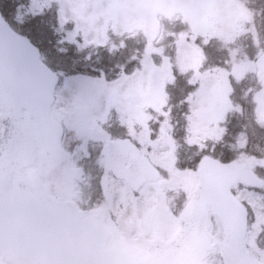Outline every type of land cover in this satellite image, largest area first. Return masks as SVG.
<instances>
[{
  "label": "rangeland",
  "instance_id": "rangeland-1",
  "mask_svg": "<svg viewBox=\"0 0 264 264\" xmlns=\"http://www.w3.org/2000/svg\"><path fill=\"white\" fill-rule=\"evenodd\" d=\"M248 1L29 0L11 8L10 20L0 11L38 49L25 34L30 33L26 19L42 20L38 27L55 35L61 47L60 56L47 51L67 71H53L62 77L48 105L65 137L57 157L40 167L37 190L77 208H103L118 237L165 241L194 191L201 158L226 144L236 153L234 160L245 162L250 180L237 178L230 187L246 208L243 248L264 264V148L258 157L243 154L247 133L226 125L232 81L250 74L258 90L250 96L248 121L254 129L264 127V68L256 63L264 56L263 18L251 21L259 10ZM69 46L75 51L68 52ZM205 49L216 59H209ZM176 75L186 79V92L173 85ZM170 84L174 101L169 100ZM114 136L132 140L160 170L141 191L104 169L99 144ZM83 172L89 176L88 185H81L85 196L78 182ZM207 221L208 233L214 234L210 211ZM203 264H223L216 246L207 250Z\"/></svg>",
  "mask_w": 264,
  "mask_h": 264
},
{
  "label": "water",
  "instance_id": "water-1",
  "mask_svg": "<svg viewBox=\"0 0 264 264\" xmlns=\"http://www.w3.org/2000/svg\"><path fill=\"white\" fill-rule=\"evenodd\" d=\"M263 59L257 61L261 69ZM55 82L37 49L0 18V264H203L213 245L224 264H261L243 249L245 210L229 190L237 178L250 181L243 161L225 167L202 159L166 242L116 238L102 209L80 212L38 191L40 167L59 153L60 130L48 114ZM101 154L106 169L135 189L156 176L128 138L107 140ZM26 166L31 176L24 170L12 180L7 173ZM209 211L218 226L212 237Z\"/></svg>",
  "mask_w": 264,
  "mask_h": 264
},
{
  "label": "trees",
  "instance_id": "trees-1",
  "mask_svg": "<svg viewBox=\"0 0 264 264\" xmlns=\"http://www.w3.org/2000/svg\"><path fill=\"white\" fill-rule=\"evenodd\" d=\"M14 1V5L12 6L10 4V2L8 0H0V11L2 12V15L6 18H8V12H10L14 6H16L17 4H21V5H28V1L29 0H13ZM251 1V2H249ZM248 4L249 7H251L254 10H259V13H256V11H254L255 13L252 15V20H254L255 17H257V19L259 20L260 18H263V24L260 27L261 30V34L262 37L260 39V42L262 45H264V0H249ZM257 5V8H254V6ZM39 17V15H37ZM40 18V17H39ZM9 19V18H8ZM10 20V19H9ZM26 21H29L27 23V29L30 30V33L27 34V37L32 38L33 40H36V42L39 45V51L41 53L42 59L43 61L53 70H57L61 73H63L64 75L67 73L63 72V68H61L57 63H56V59L57 57L52 56V54L54 55H59L61 54V47L59 46V42L58 39H56L55 35L50 34L49 30L46 29H41L38 26L40 24H38V21H42V20H38L35 19L34 17L32 18H27ZM253 22V21H252ZM41 23V22H40ZM255 23V22H254ZM42 24V23H41ZM233 38H236L235 36ZM35 43V42H34ZM56 44H58L56 46ZM240 44V42H239ZM238 44V45H239ZM52 46H55V50L52 49ZM49 47H51V50L49 49ZM52 54H49L48 51ZM68 52L71 51H75L73 46H69L68 48H66ZM104 54L106 55L107 53L105 51ZM211 52V51H210ZM208 49H205L204 53L207 55V57L209 59H211V57H213V55L216 54H210ZM213 52V51H212ZM220 55V54H218ZM48 56L51 57V59H48ZM206 57V59H207ZM217 55L215 56L216 59ZM59 57H58V61H59ZM62 59V57H61ZM63 62H65V59H62ZM62 62V63H63ZM59 63H61L59 61ZM62 66V65H61ZM65 68V67H64ZM60 75V74H59ZM63 75V76H64ZM62 77V75L58 76L59 80ZM256 76H250V74H246L243 78L239 79V80H233V84L231 85V89L229 92V100L232 103L233 107L229 110L230 112L228 113V119H227V127H229V130L231 129H240L241 131H245L247 133L246 135V142L243 146V154L251 156V157H258L260 156L261 152L263 151L264 148V127H258L259 129H254L252 123V120L250 119L248 121V117L247 115L249 114V108H251V103H250V96L257 91L258 89H256V85L254 84V82L256 81ZM175 84H177V91L179 89H183L185 92L187 91V82L186 79L178 75H176V79L173 82V85L176 86ZM172 84H170L168 86L169 89V100L170 101H174V97H175V89L171 86ZM260 88V85H259ZM247 98V99H246ZM245 101V102H244ZM176 109L173 108L172 113L175 111ZM176 112V111H175ZM262 128V130H260ZM235 135L234 133H231L230 135L226 136V142L229 136ZM210 155L213 158L218 159L220 162L222 163H227V162H231L232 160L236 159L237 155L234 152L233 148H230V146H226V144L223 146V148L215 147L213 150L209 151ZM89 208V207H87Z\"/></svg>",
  "mask_w": 264,
  "mask_h": 264
},
{
  "label": "bare ground",
  "instance_id": "bare-ground-1",
  "mask_svg": "<svg viewBox=\"0 0 264 264\" xmlns=\"http://www.w3.org/2000/svg\"><path fill=\"white\" fill-rule=\"evenodd\" d=\"M34 46H35V45H34ZM35 47H36V46H35ZM36 48H37V47H36ZM22 112H24V111L22 110ZM0 125H1V124H0ZM0 127H1V126H0ZM49 157H50V156H49ZM44 163H45V162H44ZM11 166H12V164H11ZM11 166H10V167H11ZM29 167H30V166H26V167H24V168L21 167L22 169H18V170H17V169H14V170H13V168H12L11 170L8 169L7 173H8V174H11V175H14V174H17V173H15V172H18V176H21V174L24 175L25 172H29V174H30V176H31V175H32V174H31V171H32L33 168H30V170H25V169H28ZM24 170H25V172H24ZM37 189H38V187H37ZM113 234H114V232H113Z\"/></svg>",
  "mask_w": 264,
  "mask_h": 264
}]
</instances>
